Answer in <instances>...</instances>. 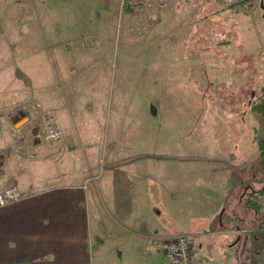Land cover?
Returning a JSON list of instances; mask_svg holds the SVG:
<instances>
[{"label":"rangeland","instance_id":"obj_1","mask_svg":"<svg viewBox=\"0 0 264 264\" xmlns=\"http://www.w3.org/2000/svg\"><path fill=\"white\" fill-rule=\"evenodd\" d=\"M35 1L32 7L41 9L48 0ZM108 1L110 7L89 24L78 21L85 17L84 0L50 6L66 18L57 19L56 27L75 33L66 38L68 45H54L69 54L39 51L54 39L49 30L40 46H27L38 48L34 59L7 54L20 46L4 44L14 35L0 26V192L15 186L10 179L19 165L28 172L50 163V149H57L56 160L68 153L77 160L100 146L103 163L117 165V173L104 172L105 184H111L107 201L113 195L135 197L129 187L114 191L115 182L132 183L136 191L142 184V199L153 200L155 207L156 201L165 202L157 206L164 218L159 228L172 231L200 227L212 204L222 203L220 227L246 229L245 256L264 264L263 253L260 262L255 259L260 243L252 234L264 215V197L255 213L238 200L247 186L257 191L264 183L257 147L264 121L252 109L264 81L260 0H135L136 8L126 7V0ZM10 6L17 14L15 4ZM34 10L21 20L30 22L26 32L32 34L34 20L45 19L36 18ZM8 15L0 16V25L11 21L13 13ZM75 22H81L79 29ZM23 114L29 121L15 128ZM49 119L63 131L57 141L42 137ZM109 148L115 152L106 157ZM228 166L233 168L227 171ZM227 182L233 191L225 190ZM231 191L233 199H226ZM104 207L115 221L111 206ZM115 225L119 229L117 220Z\"/></svg>","mask_w":264,"mask_h":264},{"label":"crops","instance_id":"obj_2","mask_svg":"<svg viewBox=\"0 0 264 264\" xmlns=\"http://www.w3.org/2000/svg\"><path fill=\"white\" fill-rule=\"evenodd\" d=\"M0 1V6H4L1 9L3 16L5 14L9 17L8 14L13 13L11 21L6 19V22L0 26L1 30L11 33L14 38H4L3 43L20 46V48L11 47L7 54L22 56L23 59L28 60L34 59L36 54H40L35 50L38 48L33 49L27 46H40L45 34L44 30L46 35L50 34L54 39L44 42L39 51L43 49V53L51 55L69 54L67 50V52H61V50L58 53L57 47L54 48L58 45L61 47L68 45L69 41L66 38H71L75 34H68L66 28L60 31L55 25L57 19L66 18L57 16L58 12L63 10H57L59 7H53V9L50 6L52 7L55 1L63 0L44 1L47 3L43 4L44 6L41 5V9L32 7L36 6L33 4L36 3L35 0ZM108 2V0H84L85 17L79 15L78 21H87L88 24L96 21L99 19V12H104L106 7H110ZM13 3L18 9L15 11L17 14H14V9L10 6ZM19 9H23L21 16ZM33 9H35L33 15L36 18L44 16L45 19L34 20L36 31L32 34V32H26L32 28L29 25L30 22L25 21L22 24L21 20L24 19V14ZM1 13L0 16H2ZM49 16L52 19H49ZM80 23L75 22L74 28L79 29ZM23 29L25 32L21 31ZM28 36L30 38L27 39ZM31 37H34V40ZM49 38L50 36L44 39ZM240 39L242 41V37ZM25 45L27 48L23 47ZM2 53H6V50ZM16 123L13 122V125ZM67 136L70 141H73L70 134ZM32 142L33 146L38 143L34 139ZM55 149H50L52 153L50 163L39 164L28 172L19 165L14 177L10 179L18 188L21 198L0 207V264H166L161 253L150 245V239L154 236L169 238L178 234L188 236L192 244L194 264H254L245 256V249L248 247L245 241L248 236L246 229H239L238 226L233 229L220 227L222 222L217 212L222 203L212 204L214 208L211 213L202 218L203 221H198L202 223L200 227L183 225L181 231L161 230L159 224L164 218H161L162 211L158 210L157 206H163L165 202L163 199L160 202L156 201L155 207L153 200L142 199L140 197L142 184L140 191H136V186L132 183L115 182L113 184L117 185L114 191H123L124 187H129L134 190L132 193L135 197L113 195L112 200L107 201L108 188L111 184H105L104 172L117 173V165L109 161L106 164L103 163L105 158L101 157L103 152L100 146V150H95L94 155L86 152L78 155L82 158L77 160L74 155L69 156V153L61 154V157L56 160L53 157L57 156V149ZM111 149L104 150L106 157H110L109 152L111 154L115 152ZM100 159L102 164L99 165L100 170H98L97 163ZM50 164H53V169ZM232 168L233 166H228L226 170L230 171ZM213 171H225V168H214ZM228 184L229 182L225 183V190L233 191L235 186L229 188ZM232 191L228 192L227 197L226 191V194L222 193L223 196L219 201L223 202L225 197L227 199L229 196L232 198ZM119 193L124 195L122 192ZM105 204L111 206L117 217L115 221L106 213ZM116 220L120 225L119 229L116 228ZM127 227L131 229L127 230ZM256 240L258 241V238ZM261 255L262 252L258 251L255 259L259 262L263 257Z\"/></svg>","mask_w":264,"mask_h":264},{"label":"built area","instance_id":"obj_3","mask_svg":"<svg viewBox=\"0 0 264 264\" xmlns=\"http://www.w3.org/2000/svg\"><path fill=\"white\" fill-rule=\"evenodd\" d=\"M126 7L136 8L135 0H126ZM42 137L46 141H57L63 137L60 124L49 119L44 126ZM21 194L16 186L0 192V207L20 200ZM150 245L159 251L166 264H194L192 261V244L185 234H178L169 238L154 236L150 239Z\"/></svg>","mask_w":264,"mask_h":264},{"label":"trees","instance_id":"obj_4","mask_svg":"<svg viewBox=\"0 0 264 264\" xmlns=\"http://www.w3.org/2000/svg\"><path fill=\"white\" fill-rule=\"evenodd\" d=\"M263 5H264V0H263ZM252 109L258 114H260L262 120L264 121V81L261 87L260 95L256 99V102L254 103ZM257 147L259 151L258 154L259 164L264 169V137L258 141ZM263 197H264V183L262 187L257 191H255L252 187L247 186L245 192L241 193L239 196L240 200H242L241 202H243L245 206L253 210L254 213L259 210L260 207L259 200ZM258 224L259 226L252 231V234H254L256 238H258V241L260 243L259 251H261L264 254V215L260 217Z\"/></svg>","mask_w":264,"mask_h":264},{"label":"water","instance_id":"obj_5","mask_svg":"<svg viewBox=\"0 0 264 264\" xmlns=\"http://www.w3.org/2000/svg\"><path fill=\"white\" fill-rule=\"evenodd\" d=\"M260 8H261V9L263 10V12H264L263 0H260ZM151 112L154 113V109H153V108L151 109ZM22 117H23V118H22L21 120H19V122H17L16 124H14V127H15V128H17L18 125H22L23 123L29 121V118H28L27 116H25L24 114L22 115ZM36 133H37V130H36V128H35V129L32 130V135L35 136Z\"/></svg>","mask_w":264,"mask_h":264},{"label":"flooded vegetation","instance_id":"obj_6","mask_svg":"<svg viewBox=\"0 0 264 264\" xmlns=\"http://www.w3.org/2000/svg\"><path fill=\"white\" fill-rule=\"evenodd\" d=\"M33 137V136H32Z\"/></svg>","mask_w":264,"mask_h":264}]
</instances>
